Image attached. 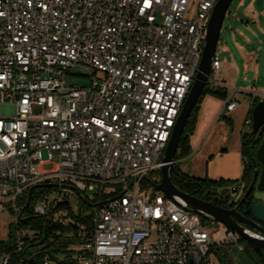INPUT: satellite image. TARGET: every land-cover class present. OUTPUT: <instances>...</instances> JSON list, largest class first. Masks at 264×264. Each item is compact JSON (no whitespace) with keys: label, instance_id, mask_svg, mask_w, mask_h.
I'll use <instances>...</instances> for the list:
<instances>
[{"label":"built area","instance_id":"1","mask_svg":"<svg viewBox=\"0 0 264 264\" xmlns=\"http://www.w3.org/2000/svg\"><path fill=\"white\" fill-rule=\"evenodd\" d=\"M216 2L0 0V213L10 224L37 186L33 215L62 226L53 207L110 187L76 264H215L214 248L238 245L220 224L214 240L199 215L171 210L176 202L154 187L162 134L192 86ZM219 71L215 53L209 87H226ZM78 76L89 85L69 84ZM33 237L16 226L15 251ZM10 257L0 251V264Z\"/></svg>","mask_w":264,"mask_h":264},{"label":"trees","instance_id":"2","mask_svg":"<svg viewBox=\"0 0 264 264\" xmlns=\"http://www.w3.org/2000/svg\"><path fill=\"white\" fill-rule=\"evenodd\" d=\"M205 96H211L219 100H226L228 97L227 90L221 87H206L199 98L197 105L192 111L190 118L187 121L184 132L178 144L175 154V162L171 165L170 180L172 184L181 192L189 196L198 198L200 200L210 202L215 206L226 208L227 200L223 199L218 190L224 187L243 186V191H246L253 179V166L250 162V156L254 154L258 148L262 135L258 136L251 131V127L247 130H242L240 134V154L243 163L242 173L239 178L217 180L209 179L207 176L203 178L191 177L183 173L179 164L180 161L188 157L191 153L190 137L192 136L196 123L197 116L200 110V105ZM258 103L254 101L248 111L245 120L251 119L252 108ZM226 121L230 130H232V121L225 116H221ZM245 125V124H244ZM257 167H259L257 165ZM160 176L159 173H157ZM42 186H37L31 192L29 200L25 197L22 201V207L16 225L9 224L7 238L0 241V251H5L10 254L9 264H41L44 257H48L56 264H76L75 256L78 247L82 243L81 234L86 235L92 230V216L94 209L112 197L111 194H95L92 200L82 199L78 204L77 213L71 210L67 202H60L51 209V216H58V210H63L66 213V220L68 224L62 226L52 223L45 218L36 217L32 213V206L37 196L42 192ZM255 202L253 197L245 206L247 215H252V205ZM204 219V218H203ZM17 227L29 229L33 232L34 237L32 240H26L25 245L20 251H15L14 247V230ZM245 244L244 250L255 261L256 264H264V252H256L247 242L239 238L238 243ZM214 253L217 256L219 264H232L229 253L224 248H214ZM33 262V263H31Z\"/></svg>","mask_w":264,"mask_h":264},{"label":"water","instance_id":"3","mask_svg":"<svg viewBox=\"0 0 264 264\" xmlns=\"http://www.w3.org/2000/svg\"><path fill=\"white\" fill-rule=\"evenodd\" d=\"M233 0H217L208 23L202 44V55L198 70L195 74L192 86L186 96L180 113L177 116L172 128L170 139L163 154V165L160 168V183L154 185L155 189L163 193L168 199L178 203L185 210L199 215L201 218L218 223L227 230L237 234L239 238L256 252H264V228L247 218L242 217L235 208L226 209L215 206L210 202L200 200L189 196L178 190L170 180L171 165L175 162V154L179 141L184 132L188 119L193 109L197 105L204 88L208 83L211 73V62L216 53V47L219 40L220 30L223 24L225 14ZM264 0H256V6H259ZM251 131L258 136L262 135L261 142L254 154L250 156V162L253 166V179L244 194L242 201L249 193L253 192V198L257 201L252 205L251 211L253 217L264 223V101H259L251 111ZM257 165L260 167H257ZM239 189L238 186L224 187L218 190V194L223 199L235 196ZM248 225L251 229L261 233L256 235L253 231L242 226ZM33 263V262H31Z\"/></svg>","mask_w":264,"mask_h":264},{"label":"crops","instance_id":"4","mask_svg":"<svg viewBox=\"0 0 264 264\" xmlns=\"http://www.w3.org/2000/svg\"><path fill=\"white\" fill-rule=\"evenodd\" d=\"M240 4L243 18L246 19L240 22L250 35L239 33L242 42L234 41L232 47L224 48L230 56V61H232V65L228 64L226 68L232 67L233 73L231 76L227 75L225 70H222V63L220 62L219 76L226 86L223 88L227 90L228 97L224 101L209 96L203 100L194 130L201 135H205L207 130L213 129L221 116H225L231 121L235 116H241L244 122L254 101H264V4L262 1L259 6H256V0H242ZM231 90H233V94H231ZM228 102H235L236 108L232 111H226L225 107ZM235 112L236 114H234ZM242 130L237 129L239 139ZM190 146L193 147L191 142ZM200 150L194 155L186 157L187 160L181 164H199V161L203 163L206 159L209 164L222 165L218 170L212 169L214 171L213 176L211 169L208 173L204 169L201 175H196L199 176L197 178L207 176L217 180L219 178L234 179L240 177L243 169L240 144L232 149L214 147L213 149H204L201 152ZM232 171L233 173H231Z\"/></svg>","mask_w":264,"mask_h":264},{"label":"rangeland","instance_id":"5","mask_svg":"<svg viewBox=\"0 0 264 264\" xmlns=\"http://www.w3.org/2000/svg\"><path fill=\"white\" fill-rule=\"evenodd\" d=\"M241 1L242 0H233L225 14L223 24L220 30L219 40L216 47V55L220 59V62L222 63V70H225L227 75H232V61H230V56L228 53L224 50L225 47H232V42L237 41L239 43L242 42L241 38L239 37V33H244L246 35H250L248 31L244 29V25L240 22L241 20H246L243 18L242 10H241ZM264 4V2H263ZM230 65L229 68H226V66ZM69 84L71 85H78V86H87L89 85V79L83 76L78 77H71L69 79ZM230 93V90H229ZM208 97L205 96L203 100ZM211 97V96H209ZM216 99V98H215ZM202 100V102H203ZM219 100V99H218ZM224 101V100H223ZM200 111V110H199ZM199 114V113H198ZM236 114V112L234 113ZM198 118V116H197ZM218 124L211 129L210 131L207 130V133L205 135L198 134L196 132H193L192 136L190 137L191 143L193 144V147H191V153L189 156L194 155L199 149L200 152L204 149H213L214 147L217 149H223V148H230L238 147L240 144L239 136L237 135V129H249L250 126L243 125V118L241 116H235L232 118V129L230 130V127L226 123L225 120H223L221 117H219ZM221 122V123H220ZM197 124V123H196ZM196 128V127H195ZM209 131V132H208ZM241 155V154H240ZM41 157L43 160H46L48 158V153L46 149H43L41 151ZM187 160L184 158L180 161L179 168L180 170L191 176V177H199L196 175H201L202 171L206 169V173L209 172V169H211V175H214V171L212 169L218 170L220 169L222 164H209V161L204 159V162H200L199 164H181V162ZM52 163L56 162V159L53 158L51 160ZM194 163V161H193ZM233 173V171L231 172ZM235 173V171H234ZM238 178V177H237ZM234 178V179H237ZM211 179V178H209ZM231 179V180H234ZM214 180V179H212ZM96 188H93L92 190L87 191V196H91L95 193ZM106 194L111 192V188H106ZM69 206L71 207V210L75 213L78 211V201L74 197L69 198ZM63 216H66L65 211L60 212ZM202 219V223L204 227L208 230L209 233L212 234V238L216 240L218 236V232L221 229V226L218 223ZM11 223V217L8 214L6 210H3L0 213V241H3L7 238L8 234V226ZM245 244L239 242L238 245H232L230 248H228L227 252L229 253V257L231 259L232 264H256L255 261L248 255V253L244 250ZM215 261V264H219L217 261V258L215 257L213 259Z\"/></svg>","mask_w":264,"mask_h":264},{"label":"flooded vegetation","instance_id":"6","mask_svg":"<svg viewBox=\"0 0 264 264\" xmlns=\"http://www.w3.org/2000/svg\"><path fill=\"white\" fill-rule=\"evenodd\" d=\"M260 169V167H259ZM253 192L254 190H252L251 193L248 194L247 197H245V199L242 201L243 197H244V194L246 193V191H243V188L242 189H239L238 193L235 195V196H232L227 200V204H224L226 206V209H233L235 208V210L244 218H247L251 221H254L256 224H258L259 226H261L262 228H264V223L256 220L253 215H247L246 214V211H245V206L249 199L251 197H253ZM254 199V198H253ZM255 200V199H254ZM257 201L255 200L254 203H256ZM253 203V204H254ZM242 226L246 227L247 229L253 231L254 233H258L256 230L254 229H251L248 225H245V224H242Z\"/></svg>","mask_w":264,"mask_h":264},{"label":"bare ground","instance_id":"7","mask_svg":"<svg viewBox=\"0 0 264 264\" xmlns=\"http://www.w3.org/2000/svg\"><path fill=\"white\" fill-rule=\"evenodd\" d=\"M184 102H180V109H177V116L181 111V108L183 106ZM177 117H173L172 122H169L168 125H166L165 128V134H162V142H161V149H165L167 146V143L170 139L171 133H172V128L175 124ZM171 210H178V203H171Z\"/></svg>","mask_w":264,"mask_h":264}]
</instances>
